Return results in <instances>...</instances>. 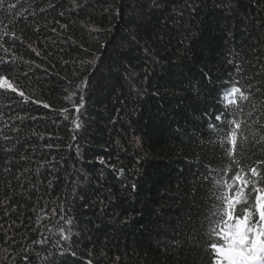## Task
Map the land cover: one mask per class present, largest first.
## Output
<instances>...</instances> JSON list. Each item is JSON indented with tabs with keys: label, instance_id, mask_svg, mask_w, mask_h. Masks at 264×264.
Segmentation results:
<instances>
[{
	"label": "trees",
	"instance_id": "obj_1",
	"mask_svg": "<svg viewBox=\"0 0 264 264\" xmlns=\"http://www.w3.org/2000/svg\"><path fill=\"white\" fill-rule=\"evenodd\" d=\"M0 58L31 97L0 96V264H209L228 120L264 159V0H4Z\"/></svg>",
	"mask_w": 264,
	"mask_h": 264
},
{
	"label": "snow or ice",
	"instance_id": "obj_2",
	"mask_svg": "<svg viewBox=\"0 0 264 264\" xmlns=\"http://www.w3.org/2000/svg\"><path fill=\"white\" fill-rule=\"evenodd\" d=\"M3 2L4 0H0V5ZM9 7H15V5H9ZM4 34L7 35L6 32ZM4 51L7 52V48ZM8 63L9 61L0 58V96L11 93L22 98L24 102H28L31 97L21 90L11 73L3 67ZM237 70L239 71V69ZM237 84L238 82H235L229 89L223 90L218 102L225 108L229 105L235 106L237 109L235 114L238 115L243 111L239 101H248L249 94ZM84 86H86V81H82L81 90ZM32 102L42 103L39 100ZM43 106L49 107L47 104H43ZM82 106L83 96L80 97L79 104L75 105V111L78 113ZM248 115L251 116L252 113L250 112ZM222 117V113L217 114L215 119L220 121ZM255 122L259 123V120L257 119ZM228 123L234 127L225 132L219 142L221 145H228L225 153L231 163L227 164L222 171L231 172L232 165L236 166V171L232 172L231 182L225 175H221L219 179L214 178L212 181L216 191L206 217L205 251L208 254L209 264H264V174H262L261 168L264 166V159L254 161L255 166L249 165L245 170L237 156L238 154L243 156L244 145L248 141V137L242 130V124L246 122L232 118L228 120ZM209 127L213 131H217L216 125L211 122ZM2 132L3 129H0V133ZM2 138L11 139L6 136ZM258 142L264 151V136H261ZM65 223L70 225L72 221L69 219ZM59 231L61 239L65 241L70 239V235L65 234L63 227ZM37 243H46V240Z\"/></svg>",
	"mask_w": 264,
	"mask_h": 264
}]
</instances>
